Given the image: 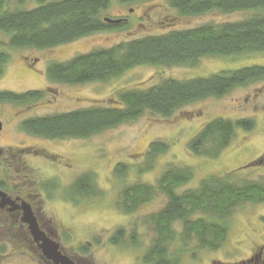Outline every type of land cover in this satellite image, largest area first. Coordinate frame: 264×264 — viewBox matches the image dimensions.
<instances>
[{
  "label": "rangeland",
  "instance_id": "rangeland-1",
  "mask_svg": "<svg viewBox=\"0 0 264 264\" xmlns=\"http://www.w3.org/2000/svg\"><path fill=\"white\" fill-rule=\"evenodd\" d=\"M37 4V0L9 1L10 9L32 8ZM127 15H131V23L127 27L97 32L50 49L12 50L6 73L0 78V90L44 92L43 99L35 103L0 105V118L5 125L0 142L15 150L17 147L31 148L10 158L14 161L21 158L24 161L21 167H26L25 170L30 171L27 173L37 181L34 185L42 225L51 231L53 239L59 241L67 253L84 260L83 264H146L142 255L154 240L155 232L147 225L139 229L136 225H143V218L158 211L165 204L166 197L158 192L134 213L121 209L118 201L124 187L138 182L155 184L170 164L189 166L195 171L194 179L180 188L181 191L197 186L209 175L236 171L239 175L264 181V80L237 87L221 98L212 97L189 104L171 118L147 112L136 120L88 138L49 139L21 129L24 119L108 103L118 91L126 88L150 87L168 77L190 79L245 66L264 65V53L258 52L234 57L207 56L195 66L141 65L106 82L66 84L48 80L46 69L51 61H67L75 55L112 47L148 34L195 28L204 23L238 21L248 17L250 12L224 14L211 11L182 18L167 0L129 3L112 0L104 13L110 18ZM7 42L8 36L0 32V48ZM218 117L251 119L255 126L252 131L238 129L231 144L217 158L193 154L188 148L189 140L206 123ZM153 141L164 142L169 148L155 158L152 168L141 171L140 166L146 161L144 155ZM120 164L128 165L129 171L119 178L114 170ZM86 173L94 174L96 191L100 193L91 196L76 194L73 199L70 195L75 193L72 194L71 186L78 176ZM53 181L56 183L54 186L51 185ZM44 182L48 188L43 187ZM263 216L264 204L245 203L238 206L230 218L229 235L223 245L217 250H199L195 257L187 253L180 264L235 263L255 257L259 252L262 263ZM175 227L181 229V225ZM118 228L126 229L128 234L132 229L138 230L142 246L112 244L109 239ZM12 238L7 234L0 235V264H45L38 255L18 252L19 242ZM177 246L178 242H175L173 249Z\"/></svg>",
  "mask_w": 264,
  "mask_h": 264
},
{
  "label": "trees",
  "instance_id": "trees-1",
  "mask_svg": "<svg viewBox=\"0 0 264 264\" xmlns=\"http://www.w3.org/2000/svg\"><path fill=\"white\" fill-rule=\"evenodd\" d=\"M9 1L0 0V32L8 36V42L0 48V78L6 73L12 50L50 49L97 32L128 26L105 21L104 13L112 0H37L36 7L14 9H10ZM130 1L148 0H120L122 3ZM167 2L182 18L211 11L224 14L249 11L250 15L238 21L204 23L195 28L148 34L112 47L78 54L68 61H52L46 69L48 80L66 84L106 82L141 65L195 66L207 56L264 53V0ZM260 80H264V65L220 71L206 77H168L150 87L120 90L108 103L29 118L20 127L29 134L49 139L88 138L136 120L147 112L171 118L189 104L224 97L237 87ZM43 97L41 90H0V105L11 103L22 106L38 102ZM254 126L251 119L218 117L206 123L189 140L188 148L197 156L217 158L231 144L238 129L252 131ZM168 148L169 145L164 142H151L144 155L145 164L139 170L152 168L155 158ZM125 165L115 167L117 177L129 171L128 165ZM194 177L193 168L173 163L165 168L155 184L138 182L122 190L118 206L127 213H134L158 192L166 197L165 204L158 211L146 215L143 225H136L137 229L147 225L155 232L154 240L142 255L144 263L180 264L187 253L195 257L199 250H217L228 238L230 218L238 206L245 203L264 204V181L261 179L254 180L237 174V171L225 175L213 174L203 178L197 186L181 191L180 188L188 185ZM94 181L93 173L78 176L71 186L72 194H75L69 195L74 199L76 194L91 196L100 193L96 191ZM262 219L264 221V216ZM177 224L181 225V229H176ZM132 230L128 234L126 229L118 228L109 240L117 245L142 246L140 232ZM13 239L21 244L25 242V237ZM175 242L178 246L173 249ZM30 253L36 254L32 250ZM260 253L240 262L218 261L217 264H264V261H259Z\"/></svg>",
  "mask_w": 264,
  "mask_h": 264
},
{
  "label": "flooded vegetation",
  "instance_id": "flooded-vegetation-1",
  "mask_svg": "<svg viewBox=\"0 0 264 264\" xmlns=\"http://www.w3.org/2000/svg\"><path fill=\"white\" fill-rule=\"evenodd\" d=\"M132 12V11H131ZM131 15L125 17H114L113 20H119V22H110L114 24H130ZM76 56V55H75ZM66 61V60H65ZM68 61V60H67ZM52 62V61H51ZM63 62V61H60ZM29 119V118H28ZM2 121V119L0 118ZM24 119L21 121V124ZM20 124V125H21ZM5 129V125L2 121V128L0 130V136ZM31 148L27 147H17L15 150L11 146L5 147L0 142V235L7 234L14 238L22 237L25 242L21 244L20 242L17 245L18 252L29 253L34 251L36 254H40V259L42 263L45 264H55L52 260L48 259L42 254L41 249L38 246V243L34 240L31 230L29 229V224L25 221V218L28 213L33 215L39 224V227L42 231L48 236L52 237L51 231L46 229L41 221L39 220L38 214V194L36 192V187L34 185V179L32 175L28 174L25 168L21 167L24 161L21 158H18L16 161L10 157L18 156L20 152L30 151ZM36 153V152H35ZM16 162V163H15ZM27 181L29 183H27ZM37 182V181H35ZM56 183L53 181L51 183L54 186ZM44 188L48 186L43 183ZM53 238V237H52ZM13 239V238H12ZM57 241V240H56ZM27 245V246H26ZM61 251L70 256L67 251L61 247ZM28 249V250H26ZM16 252V251H15ZM35 254V255H36ZM2 254H0L1 256ZM76 264L85 263L84 260L77 257L70 256Z\"/></svg>",
  "mask_w": 264,
  "mask_h": 264
},
{
  "label": "water",
  "instance_id": "water-1",
  "mask_svg": "<svg viewBox=\"0 0 264 264\" xmlns=\"http://www.w3.org/2000/svg\"><path fill=\"white\" fill-rule=\"evenodd\" d=\"M107 22H119V20H113L109 17L105 18ZM2 128V121L0 120V130ZM25 221L29 224V229L34 240L38 243L42 254L48 259L52 260L55 264H76L75 261L68 255L64 254L60 248V242L56 241L52 237H48L42 229L39 227L37 219L27 214Z\"/></svg>",
  "mask_w": 264,
  "mask_h": 264
}]
</instances>
